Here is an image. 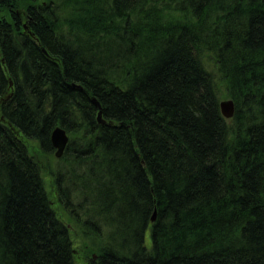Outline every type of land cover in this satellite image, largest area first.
Segmentation results:
<instances>
[{"label":"trees","instance_id":"obj_1","mask_svg":"<svg viewBox=\"0 0 264 264\" xmlns=\"http://www.w3.org/2000/svg\"><path fill=\"white\" fill-rule=\"evenodd\" d=\"M73 225L89 264H264V0H0V264H77Z\"/></svg>","mask_w":264,"mask_h":264},{"label":"water","instance_id":"obj_2","mask_svg":"<svg viewBox=\"0 0 264 264\" xmlns=\"http://www.w3.org/2000/svg\"><path fill=\"white\" fill-rule=\"evenodd\" d=\"M23 28H24V30H27L26 25H24ZM92 103L98 109L97 120L99 123L102 124L103 121L101 120L102 119L101 108H100V106H99V104L95 98L92 100ZM219 108H220L221 115L225 119H231L233 117L234 111H235V106H234L233 100L228 99V100L220 101L219 102ZM68 140L69 139H68L67 132L62 127L58 126V127L54 128V130L51 133L50 141H51V146L54 149V156L56 157V159L62 158V156L65 152V149L67 147V144L69 142ZM155 217H156V212L154 211V213L151 217L152 223L155 221Z\"/></svg>","mask_w":264,"mask_h":264},{"label":"rangeland","instance_id":"obj_3","mask_svg":"<svg viewBox=\"0 0 264 264\" xmlns=\"http://www.w3.org/2000/svg\"><path fill=\"white\" fill-rule=\"evenodd\" d=\"M41 1H43V0H41ZM212 71L214 73V77L216 78L217 84L219 86V91H220V94H219L220 99L219 100L220 101L228 100L229 98H226V95L224 94L225 93L224 88L220 85V81L218 79L219 74L217 73V71L214 68L212 69ZM68 139H69V136H68ZM53 158H54V160H53L54 165L58 166V163H57L58 161H57L56 157L54 156V154H53ZM44 179H45L47 186H48L50 184L51 178L44 175ZM47 190L52 193V191H54V187H52V185H51V186L47 187ZM70 235H71V239L73 242V249L75 252L74 255H75L76 263L77 264H89L88 259L83 256V252L81 250L82 245L84 244V242L86 243V241L84 239V235L81 232L80 228L76 227L75 225L71 226ZM146 245H147V247L150 246V239H149L148 234H147ZM93 256L95 257V255H93Z\"/></svg>","mask_w":264,"mask_h":264}]
</instances>
